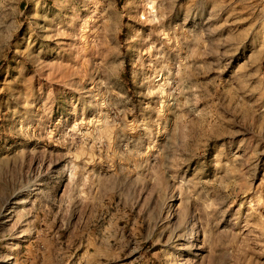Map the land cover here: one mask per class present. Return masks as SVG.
I'll list each match as a JSON object with an SVG mask.
<instances>
[{
	"label": "rangeland",
	"instance_id": "obj_1",
	"mask_svg": "<svg viewBox=\"0 0 264 264\" xmlns=\"http://www.w3.org/2000/svg\"><path fill=\"white\" fill-rule=\"evenodd\" d=\"M0 264H264V0H0Z\"/></svg>",
	"mask_w": 264,
	"mask_h": 264
},
{
	"label": "bare ground",
	"instance_id": "obj_2",
	"mask_svg": "<svg viewBox=\"0 0 264 264\" xmlns=\"http://www.w3.org/2000/svg\"><path fill=\"white\" fill-rule=\"evenodd\" d=\"M127 8H128V7H127ZM8 217H9V216H8ZM9 219H10V217H9ZM9 219H8V220H9ZM10 220H11V219H10ZM9 222H11V221H9ZM16 235H17V237H16V238H19V237H21V238H22V236H23V234H22V233H20V234H18V233H17ZM13 239H14V238H13Z\"/></svg>",
	"mask_w": 264,
	"mask_h": 264
}]
</instances>
